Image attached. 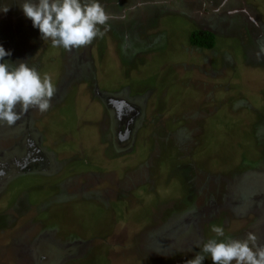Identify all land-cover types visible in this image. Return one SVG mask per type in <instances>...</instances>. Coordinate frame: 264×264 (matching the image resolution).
Listing matches in <instances>:
<instances>
[{
	"label": "rangeland",
	"instance_id": "rangeland-1",
	"mask_svg": "<svg viewBox=\"0 0 264 264\" xmlns=\"http://www.w3.org/2000/svg\"><path fill=\"white\" fill-rule=\"evenodd\" d=\"M24 2L0 0L5 61L55 93L0 123V264H186L211 238L264 244V0H99L104 35L72 51Z\"/></svg>",
	"mask_w": 264,
	"mask_h": 264
},
{
	"label": "clouds",
	"instance_id": "clouds-1",
	"mask_svg": "<svg viewBox=\"0 0 264 264\" xmlns=\"http://www.w3.org/2000/svg\"><path fill=\"white\" fill-rule=\"evenodd\" d=\"M24 16L32 21L44 41L51 40L52 47L67 51L89 45L102 37L99 26L106 25L109 14L99 0H25L21 6ZM5 9L4 12H7ZM12 53L0 46V123L14 125L23 112L30 108L41 113L48 111L55 93L52 76H43L27 62L11 64L5 57ZM216 237H225L221 226L212 225ZM195 258L186 264H204L210 256L212 264H264V244L249 232L243 239L226 237L208 239Z\"/></svg>",
	"mask_w": 264,
	"mask_h": 264
},
{
	"label": "trees",
	"instance_id": "trees-1",
	"mask_svg": "<svg viewBox=\"0 0 264 264\" xmlns=\"http://www.w3.org/2000/svg\"><path fill=\"white\" fill-rule=\"evenodd\" d=\"M192 45L211 49L215 45V36L209 31H195L190 37Z\"/></svg>",
	"mask_w": 264,
	"mask_h": 264
},
{
	"label": "flooded vegetation",
	"instance_id": "flooded-vegetation-1",
	"mask_svg": "<svg viewBox=\"0 0 264 264\" xmlns=\"http://www.w3.org/2000/svg\"><path fill=\"white\" fill-rule=\"evenodd\" d=\"M195 32V31H194ZM193 33V32H192ZM192 35V34H191ZM191 42V41H190ZM201 48V47H200Z\"/></svg>",
	"mask_w": 264,
	"mask_h": 264
}]
</instances>
